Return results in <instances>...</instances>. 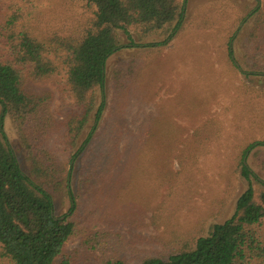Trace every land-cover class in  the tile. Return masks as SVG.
Masks as SVG:
<instances>
[{
	"label": "rangeland",
	"instance_id": "374dc122",
	"mask_svg": "<svg viewBox=\"0 0 264 264\" xmlns=\"http://www.w3.org/2000/svg\"><path fill=\"white\" fill-rule=\"evenodd\" d=\"M16 4L22 0H0V21ZM256 5L255 0H186L181 29L164 46L159 45L163 30L140 40L134 35L137 46L127 47L124 38L106 60L102 118L73 168L67 166L63 144L64 120L76 108L71 97L58 82L24 86L49 95L53 127L41 144L63 164V176L69 171L78 212L90 221L88 231L106 232L94 251L81 239L68 241L64 255L71 264H96L102 256L135 264L144 255L165 256L232 216L249 184L240 174L241 153L248 144L264 141V82L247 85L228 62L227 46L232 39L239 65L255 35ZM259 5L264 8V0ZM86 15L75 1L39 0L27 22L45 35L78 26ZM258 41L264 43V36ZM3 49L0 44L1 55ZM118 70L124 73L120 80L114 78ZM204 97H210L209 105ZM2 131L27 171L11 118L4 119ZM245 160L264 180V144L253 147ZM55 201L58 214L67 210L64 193Z\"/></svg>",
	"mask_w": 264,
	"mask_h": 264
},
{
	"label": "trees",
	"instance_id": "16d2710c",
	"mask_svg": "<svg viewBox=\"0 0 264 264\" xmlns=\"http://www.w3.org/2000/svg\"><path fill=\"white\" fill-rule=\"evenodd\" d=\"M70 1L87 14L75 27H59L45 35L37 32L27 19L38 11L39 0H22L11 16L0 21V44L5 52L0 54V129L4 119L11 118L29 166L27 171L22 169L13 146L0 131V264H71L64 255L68 241L81 239L94 251L106 235L88 231L90 221L82 210L78 212L69 171L63 176V164L41 144L42 136L53 127L47 112L49 95L34 94L24 86L58 82L71 97L76 108L64 120L63 144L68 151L67 166L73 168L74 159L91 141L102 118L108 90L107 58L121 49L124 38L127 47L137 46L134 35L140 40L163 30L159 45L164 46L180 31L185 18L186 0ZM255 1L251 14V34L255 35L239 65L233 58L232 39L227 46L228 62L250 86L264 82V43L258 41L264 36V8ZM122 76L118 70L114 78ZM204 99L209 105L210 97ZM259 144L264 141L248 144L241 153L240 174L249 184L237 198L230 218L213 224L206 234L190 236L165 256L144 255L135 264H264V180L245 160ZM252 181L260 185L259 190ZM62 193L68 208L58 214L55 199ZM59 257L62 260L56 263ZM96 264L128 263L121 257L102 256Z\"/></svg>",
	"mask_w": 264,
	"mask_h": 264
}]
</instances>
